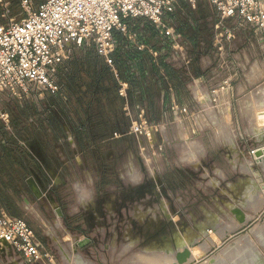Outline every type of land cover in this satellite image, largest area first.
Instances as JSON below:
<instances>
[{
	"label": "built area",
	"instance_id": "obj_1",
	"mask_svg": "<svg viewBox=\"0 0 264 264\" xmlns=\"http://www.w3.org/2000/svg\"><path fill=\"white\" fill-rule=\"evenodd\" d=\"M181 1L40 0L36 3L35 0H19V14L11 15L9 1L0 0L3 20L0 23V93L19 98L16 100L21 106L24 102L33 104L40 100L21 99L29 95L56 97L62 105L67 104L63 84L57 79L59 70L75 53L101 58L116 80L117 93L123 99L121 109L128 120L126 133L141 141L145 139V143L140 142L139 154L150 173H155V169H150L154 158L151 150L163 147L155 136L172 123H184L188 133L196 132L194 123H200L202 108L199 88L202 83L208 84L206 86L213 83L219 71L213 66L205 77L190 71L193 58L176 17L178 12L186 15ZM183 1L194 6L198 0ZM203 1L208 2L218 16L213 36L217 51H222L223 44L233 35V30L224 26L227 20L239 19L244 26H254L264 34V0ZM149 35L151 38L147 39ZM120 52L129 58L125 79L114 57ZM170 67L182 71L188 88L190 83L191 105L171 82ZM148 75L163 87L162 120L153 119L146 104L135 100L140 91L132 81ZM238 78L237 70L224 72L220 82L207 90L206 97L213 109L221 107V92L231 89ZM139 82L142 87V80ZM225 104L229 108L231 103ZM0 120L16 137L4 109H0ZM17 143L27 148L25 141L17 139ZM256 149L251 147L246 154L254 163L261 164L264 154L256 156ZM2 244H8L28 264H61L24 218L5 210H0V246ZM0 264H4L1 257Z\"/></svg>",
	"mask_w": 264,
	"mask_h": 264
},
{
	"label": "rangeland",
	"instance_id": "obj_2",
	"mask_svg": "<svg viewBox=\"0 0 264 264\" xmlns=\"http://www.w3.org/2000/svg\"><path fill=\"white\" fill-rule=\"evenodd\" d=\"M210 9L211 15L202 21L197 55H195L196 63L205 71L201 74L203 77L207 76L208 70L213 66L219 71H215L217 73L213 83L209 86L202 83L199 88L202 97L201 118L199 124L194 123L196 137H192L198 139V133L202 131L204 134L200 139L207 152L200 161L195 160L177 166L178 143L174 141V135L170 134L172 140L170 145L166 146L165 153H161V150L156 147L151 150L155 157L153 166L157 170L155 177L151 176L140 156L136 166L140 167L139 162L143 164L142 180L138 183L124 180L119 205L115 209L117 247L114 254L109 248H106L104 252L101 247L99 248V251L104 254V264L133 262L136 264V261L141 258L138 255L139 252L147 250L146 248L151 244L154 245V249L167 247L175 252L183 246L195 244L194 242L202 238L208 240V251L198 259H189L183 264H201L200 262L206 261L208 257L220 254L225 247L235 245L251 247L259 255L261 264H264V163L256 164L246 154L249 148L264 145V34L254 26H244L239 19L227 20L224 26L230 27L233 35L229 42L223 44L222 51H217L213 46V36L214 24L218 16L213 7ZM0 23H3L1 17ZM84 56L82 52L75 53L59 70L57 79L61 81L62 77L70 73L72 70L70 62L80 61L84 59ZM231 70H237L239 78L233 82L231 89L221 92V107L213 109L206 97L207 90L214 88L215 84L220 82L222 73ZM247 72L250 82L247 83V87H241V80L246 81ZM189 91H192V87L189 83L188 88L185 83L181 95L185 102L191 105ZM50 98L29 95L21 99H40L33 103L40 108L41 102ZM16 99L19 98L0 93V109L3 102H12L20 106ZM162 100V95H159L156 99L158 108L162 105ZM228 101L231 103L229 108L225 104ZM27 104L24 102L23 106ZM5 110L8 113L7 109ZM148 114L151 116L149 111ZM10 124L12 126V121ZM1 125H4L3 122ZM193 134L190 136H194ZM160 135L158 133L155 136L159 143H161ZM224 139H231L230 143H235L237 149L245 155L247 163L244 164V157H237L236 162L235 149L232 148L233 152L229 153L228 142ZM133 141L136 156H138L140 142L145 143V139L142 138L141 141L136 138ZM200 147L199 142L187 140L183 157L192 160ZM211 159L215 161L212 162ZM228 160H231V163ZM123 161L125 159H122V163ZM218 170L223 171L225 178L216 182L214 178ZM205 173H208V176ZM169 175L174 177L170 182L167 180ZM140 184L145 187L141 193L127 195L129 188H135ZM247 187L251 189L252 197H255V201L258 202L255 209L245 205L244 196ZM233 206L242 208L248 216L246 219H249L245 226L239 229L236 228L239 223L230 211V207ZM205 211L208 212L205 214ZM104 218L106 219V216ZM126 228H128V235H126ZM90 234L97 243H101V240L108 243L112 236L110 232L104 233L103 237L97 232ZM170 236H174L175 244L177 242L178 246L177 244L175 247L171 246ZM131 239L132 245L122 250L123 243ZM181 239L186 240L180 242ZM49 246L50 248L46 247L55 260L61 263L59 253L54 249L55 245L50 242ZM65 248L67 250V247ZM229 259L224 257L216 264H230ZM85 260L87 262V259Z\"/></svg>",
	"mask_w": 264,
	"mask_h": 264
},
{
	"label": "crops",
	"instance_id": "obj_3",
	"mask_svg": "<svg viewBox=\"0 0 264 264\" xmlns=\"http://www.w3.org/2000/svg\"><path fill=\"white\" fill-rule=\"evenodd\" d=\"M181 4L185 10L188 9L186 10L188 17L192 19L194 26L185 30L187 35L185 36L198 43L202 21L211 15L212 6L203 0H198L194 6H190L183 0ZM99 60L103 62L101 58ZM74 62H70L69 65L73 67ZM193 72L201 75L205 71L197 63ZM245 79L246 81L241 80V87H247V83L250 82L248 72ZM160 95L163 97V89L160 90ZM90 103L92 105V99H85L80 103L71 100V104L62 105L58 99L52 97L41 102L40 108L29 103L26 106H18L12 102H3L1 108L7 109L12 124L17 123L19 130L21 127L31 128L32 132L25 143L37 166L30 165L23 155L18 153L20 147L13 145L10 138L14 136L4 125H1L0 120L2 151L0 153V210L24 218L44 245L48 248H50V242L55 245L54 249L59 253V260L64 264H104V250L109 248L114 254L117 247L115 236L117 222L114 215L119 205L124 180L131 183L142 180L143 167L139 161L140 167L136 166L138 158L133 143V140H136L135 136L127 134L126 129L123 132L120 131L114 121V111L105 113L102 110H96V116L88 113ZM159 108L157 120H162V105ZM76 125L83 127H76ZM170 134L174 135V141L178 143L177 166L195 160L200 161L206 154L207 150L200 139L204 133L200 131L197 136L199 138L194 139L196 134L190 136L192 133L187 132L184 123L169 124L162 131L160 142L164 149L161 153H165L166 146L170 145L172 140ZM187 140L197 141L201 145L200 149H197L196 157L194 156L192 160L183 157ZM224 140L228 142L229 153L235 149L236 162L238 158L245 156L237 149L235 143H230L231 139ZM154 158L151 170L155 169ZM122 159H125L123 163ZM213 160L210 161L213 162ZM228 161L231 163V160ZM243 162L245 164L247 160ZM263 163L264 159L261 164ZM35 168L36 171H34ZM40 168L43 169L48 183L41 187L43 196L38 199L26 183V177L32 175L36 181H40ZM87 174L94 177L95 198L85 207L74 206L69 191L70 183L77 178L84 179ZM155 174L152 173L151 176L155 177ZM205 174L208 176V173ZM215 176L216 182L225 178L221 170H218ZM206 212L208 211H205V214ZM111 216L112 219H110ZM94 232L100 233L102 237L104 233L110 232L112 236L108 243H105V240L97 243L90 234ZM126 235H128V228H126ZM85 237H88L90 241L84 240ZM78 241H84L82 246L77 245ZM132 241L131 239L124 242L121 246L122 250L129 248ZM64 246L67 247L69 257L64 255L68 254ZM100 247L103 252L99 251ZM149 248H154V245L151 244L146 249ZM0 257L5 264H28L8 244L0 246Z\"/></svg>",
	"mask_w": 264,
	"mask_h": 264
},
{
	"label": "trees",
	"instance_id": "obj_4",
	"mask_svg": "<svg viewBox=\"0 0 264 264\" xmlns=\"http://www.w3.org/2000/svg\"><path fill=\"white\" fill-rule=\"evenodd\" d=\"M9 1V10L11 15H18L20 12V4L19 0H8ZM36 3L40 0H35ZM185 11V16L181 15L180 12L176 14L178 21L181 24L182 31L185 34L186 29L193 28V24L191 25L188 19L187 11ZM1 13V7H0ZM192 21V19H190ZM193 22V21H192ZM187 36V35H186ZM185 36V37H186ZM151 35L147 37L150 39ZM188 44H189V51L192 54V64L190 65V71L193 72L194 67H197L196 63V56L198 44L192 41L190 38L186 37ZM116 65L121 73L122 78H126L128 75V68H129V58L126 53L120 52L115 56ZM100 59V58H99ZM97 56L93 54H85L84 59L74 62L72 71L68 73V75L61 78L64 94L66 95L68 104H71V100L75 101L76 103H80L82 100L85 99H92V105L88 107V113H92L94 116L96 110H102L105 113H112L114 111V121L117 123L118 128L120 131L127 130L128 127V120L124 117L122 112V103L123 99L117 93V82L112 76L111 72L109 71L108 67L103 64L101 60H99ZM143 64V63H142ZM170 70V79L173 85L177 88V92L181 95L182 89L185 87V78L183 74L181 75L180 70L175 69L173 67L169 68ZM181 75V76H180ZM198 75V74H195ZM139 80H142L143 85L140 86ZM132 85L137 86L140 93L137 95L136 101L145 102L148 111L151 114L153 119L158 118L159 108L156 104V99L159 98L160 90L163 88L159 86L158 83L151 80V75L146 76L145 78L138 79L132 81ZM52 98V97H51ZM58 99L56 97H53ZM89 101V100H88ZM76 107V106H75ZM119 112V113H118ZM14 129V133L16 137H11V142L13 145L20 147L18 149V153L23 155L25 160L33 166H37L35 160L33 159L31 153L27 148H23L18 145L17 139H21L23 141H27L29 135L32 132L30 127H21L19 130V125L17 123L12 124ZM76 127H83L82 125H76ZM27 145V143H26ZM32 166V167H33ZM31 167V168H32ZM37 169L35 168L34 171ZM40 175L44 177L43 169L40 168ZM168 181L170 182L171 179L174 177L169 175Z\"/></svg>",
	"mask_w": 264,
	"mask_h": 264
},
{
	"label": "bare ground",
	"instance_id": "obj_5",
	"mask_svg": "<svg viewBox=\"0 0 264 264\" xmlns=\"http://www.w3.org/2000/svg\"><path fill=\"white\" fill-rule=\"evenodd\" d=\"M250 190H249V187H247V189L245 191L244 202H245V205L255 209L256 203L258 204V202L255 201V199H254L255 197L254 198L252 197ZM244 213H245V216L247 218L248 216H247L245 211H244ZM182 240L185 241L186 239H181L180 242H183ZM207 241H208L207 239L202 238L200 241L194 242L195 244H193V245L190 244L187 246H183V248L189 247L190 252H191L190 257L187 259V261L189 259H196V258L198 259V257L204 255L209 249V243ZM180 242H179V244L182 245ZM184 243H186V242H184ZM176 244H177V242H176ZM177 246H178V244H177ZM239 246L240 245H235L233 247L227 246L222 250V252L220 254H218L216 256H210L207 258L206 261L200 262V263L201 264H216L222 258L228 257V258H230L229 259L230 264H261L259 255L255 252V250H253L251 247L248 248L247 246H243V247H239ZM179 250H181V249H179ZM175 252L171 248L166 247L163 249H154V248L150 249L149 248L145 251L139 252V254L135 253V252L134 253L140 255L139 257H141V258H139V261H136V264H141L142 262L144 264H176L178 262H177L176 257H175ZM65 255H67V257H69L68 256L69 254H65ZM136 257L138 258V256H136ZM71 258H72V256H71ZM135 260H137V259H135ZM134 263L135 262H133L131 264H134ZM178 264H183V263H178Z\"/></svg>",
	"mask_w": 264,
	"mask_h": 264
},
{
	"label": "water",
	"instance_id": "obj_6",
	"mask_svg": "<svg viewBox=\"0 0 264 264\" xmlns=\"http://www.w3.org/2000/svg\"><path fill=\"white\" fill-rule=\"evenodd\" d=\"M256 148H257L255 151L256 156H260L264 154V145L257 146ZM26 183L28 184L29 188L33 191L34 195L39 199L43 196V191L41 187L43 186V184L46 185L48 181L46 180V177H41L40 181H36L32 175H28L26 177ZM155 194L158 196L157 193ZM230 211L234 214L235 219L239 223L238 227L236 228L239 229L241 228V226H245V224L248 222L249 219H246L243 209L240 208L239 206H233L230 208ZM84 240H86L87 242L90 241L88 237H85ZM83 242L84 241H78L77 245L82 246ZM190 254L191 252L189 247H184L181 250H177L175 252V257L178 263H184L190 257Z\"/></svg>",
	"mask_w": 264,
	"mask_h": 264
},
{
	"label": "clouds",
	"instance_id": "obj_7",
	"mask_svg": "<svg viewBox=\"0 0 264 264\" xmlns=\"http://www.w3.org/2000/svg\"><path fill=\"white\" fill-rule=\"evenodd\" d=\"M69 191L74 206H87L96 195L94 177L91 174H87L84 179L77 178L70 183Z\"/></svg>",
	"mask_w": 264,
	"mask_h": 264
},
{
	"label": "flooded vegetation",
	"instance_id": "obj_8",
	"mask_svg": "<svg viewBox=\"0 0 264 264\" xmlns=\"http://www.w3.org/2000/svg\"><path fill=\"white\" fill-rule=\"evenodd\" d=\"M137 155H138L137 158H138V160H139L140 155H139V154H137ZM139 161H140V160H139ZM141 165H142V167H143V164H142V163H141ZM40 179H41V178H40ZM144 189H145L144 185H143V184H140V185H138V186L135 187V188H129V191H128L127 195L132 196V195H134V194H136V193H141ZM171 237H172V238H171ZM170 241H171V246H172V247H175L174 236H170Z\"/></svg>",
	"mask_w": 264,
	"mask_h": 264
}]
</instances>
